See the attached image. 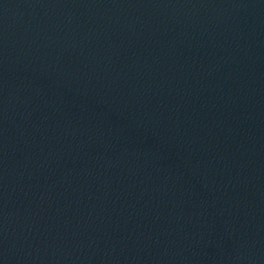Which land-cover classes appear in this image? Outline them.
<instances>
[{"label": "water", "instance_id": "95a60500", "mask_svg": "<svg viewBox=\"0 0 264 264\" xmlns=\"http://www.w3.org/2000/svg\"><path fill=\"white\" fill-rule=\"evenodd\" d=\"M0 264H264V0H0Z\"/></svg>", "mask_w": 264, "mask_h": 264}]
</instances>
